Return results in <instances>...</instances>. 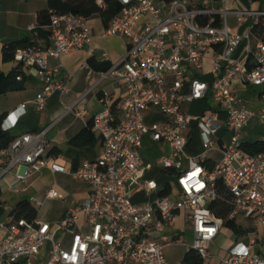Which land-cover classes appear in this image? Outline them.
<instances>
[{
  "label": "built area",
  "instance_id": "2783aa9c",
  "mask_svg": "<svg viewBox=\"0 0 264 264\" xmlns=\"http://www.w3.org/2000/svg\"><path fill=\"white\" fill-rule=\"evenodd\" d=\"M117 1L121 10L101 34L125 38L128 49L118 63L96 73L99 81L123 85L125 96L113 102L109 90L98 94L103 109L92 117L91 130L101 141L99 156L66 169L47 156L45 131L19 135L0 151L6 159L0 164V179L12 175L23 182L48 168L85 184L88 195L61 217V240L53 238L47 222L0 219V229H6L0 237V264H168L164 252L173 241L164 232L180 211L185 212L192 232L189 248L207 262L212 257L210 244L223 226L222 219L208 208L221 198L218 179L227 192L228 220L244 216L264 225V152L251 154L240 140L241 130L256 115L248 100H264V91L256 97L239 94L264 87V40H251L252 27L264 17V9L230 11L225 0L218 10L210 9L208 0L198 5L189 0ZM228 15L238 24L249 16L254 20L247 32L233 33ZM48 28L50 46L16 48L12 56L17 81L23 71L35 69L41 83L34 99L37 111L45 109L46 98L54 92L69 91L67 82L54 78L57 69L48 66V59H60L84 46L91 48L87 17L51 14ZM241 45L244 53L239 58L236 53ZM206 58L209 81L201 79ZM88 66V62L81 65ZM198 101L205 103L200 113L184 110V104ZM24 108L22 104L17 110ZM149 110L166 120L146 123ZM259 117L264 122V110ZM194 130L203 147L197 159L186 155ZM145 140L168 146L157 165L173 178L162 187L146 177L152 164L141 156ZM210 151H217L219 159L208 169L203 162ZM135 188L148 200L133 203ZM163 189L168 193L160 196ZM46 198L61 196L51 188ZM219 260L222 264H264V256L252 253L251 244L241 242Z\"/></svg>",
  "mask_w": 264,
  "mask_h": 264
},
{
  "label": "crops",
  "instance_id": "0c3cea01",
  "mask_svg": "<svg viewBox=\"0 0 264 264\" xmlns=\"http://www.w3.org/2000/svg\"><path fill=\"white\" fill-rule=\"evenodd\" d=\"M189 1L194 5H198L204 0ZM208 3L209 8L212 10H218L223 6L221 0H208ZM225 7L230 11L261 10L264 9V0H225ZM46 9V0H0V79L14 71L16 67L13 59L7 60L4 58L2 54L4 46L15 40L32 37L34 35V29L37 26L38 13ZM253 20L254 17L249 16L242 24H238L237 19L233 15H228L227 24L231 32L245 33L250 29ZM107 24L100 13L92 14L87 17V25L90 28L92 37L91 48L84 46L81 49H76L62 55L60 59H48V66L52 69H57L54 72V78L67 82L69 91L66 94L56 91L47 97L43 111H37L34 105L35 96L41 89V83L36 77L34 68H28L22 72L23 88L21 90L6 93L0 92V115L3 116L0 125L1 130L9 132L14 138L26 133L45 131L44 140L47 143V156L53 158L54 163L66 169H75L84 160H93L101 153V141L98 135L92 130V139L78 145L73 143V139L92 122V117L102 111L103 106L98 101L99 92L102 89L109 90L113 94V102H118L125 96V88L123 85L111 83L108 80L99 81L96 73L98 71L93 70L90 65L88 67H81L90 57H93L98 62L107 61L113 65L125 56L128 49V42L125 38L121 36H102L101 33L107 27ZM30 28L34 29L31 30ZM254 33L252 32V42H255L257 39L255 36L256 33ZM35 45L42 48L48 47L51 45V39L50 37L48 39H37ZM243 53L244 49L243 45H241L236 55L242 58ZM103 54H106L107 59ZM208 70L209 59L206 58L204 61V71L201 75V79L204 81L210 80ZM247 92L239 91V94L243 96ZM22 104H25L24 110L18 111V107ZM204 107V101H198L188 104L187 109L185 107L183 108L187 112L198 114ZM78 112L81 116L76 115ZM157 117H160L161 120H157ZM254 118L258 119L260 124L264 126V122L260 119L259 114L251 117L250 120ZM165 120L163 115L154 110H149L145 119L148 124L152 122H164ZM243 129L240 132V140L242 143L257 140L264 141V139H256L253 141L244 140L242 138ZM148 143L161 151L159 155L168 153V146L165 143H153L145 140L143 147ZM143 147L141 151L142 159L152 164L146 173V177L150 178L149 176L155 172L162 175L166 174L154 162L159 155L155 159L151 158L146 154ZM212 152L218 153L217 151ZM202 153L203 147L201 139L198 132L194 130L186 147V155L197 159ZM5 161V157L0 155V164L5 163ZM206 161L214 163L209 158ZM187 165V160H184L183 166L187 167ZM15 172H17V169H14L12 173L15 174ZM155 181L160 187L164 185L156 179ZM51 188L64 195V199L59 201V199L46 198V192ZM88 192V187L85 184L73 180L71 176L65 173H53L48 168L32 173L23 182H19L12 175H6L0 179V200L3 211L0 219L8 222L10 220L8 215L9 211L18 202L34 199L33 204L38 211L36 219L49 223L53 230V238L55 240H61L63 238V230L59 224L61 217L69 208L83 202ZM131 200L133 203H143L148 200V197L141 189L135 188ZM48 205L57 208L59 211L55 220L48 221L43 218V215H40V208ZM238 217L252 219L254 223L260 224L255 222L253 218ZM238 217L233 221L239 229V233H229L233 241L229 249L236 243L241 242L245 245L251 244L252 253L264 256V225L261 224V232L256 230V236H252L254 231L247 232L242 229L237 222ZM182 221L187 222L185 212H183ZM165 232L169 236H166L164 233V237L172 239L174 243L179 238L181 231L175 228V224H173ZM5 233V228L0 229V237L4 236ZM213 242L210 244L212 257L214 256V251L212 250ZM218 262L222 264L220 260ZM211 263L206 262V264Z\"/></svg>",
  "mask_w": 264,
  "mask_h": 264
},
{
  "label": "trees",
  "instance_id": "16d2710c",
  "mask_svg": "<svg viewBox=\"0 0 264 264\" xmlns=\"http://www.w3.org/2000/svg\"><path fill=\"white\" fill-rule=\"evenodd\" d=\"M47 9L40 11L37 16V26L34 29V35L32 37H26L23 39L15 40L7 43L2 51L5 59H12L13 52L16 48H25L36 44L37 39H48L50 37V30L48 28L50 24V15L56 14H75L83 17H89L92 14L100 13L107 24L108 21L121 10V5L117 0H46ZM101 1V4L98 3ZM108 25V24H107ZM252 32H255L257 38L264 40V17L258 20V23L252 27ZM90 67L95 71H106L111 64L107 61L98 62L93 57L87 59ZM18 72L15 70L9 74L1 77L0 79V92L6 93L11 91L21 90L23 88V77L20 81L16 80ZM3 116L0 115V125ZM14 139V136L9 132L1 130L0 127V151L7 148L10 142ZM92 139L91 123L87 125L74 139L73 143L76 145L84 143ZM241 147L251 154H259L264 152V141L257 140L254 142H243ZM208 169L213 167V163L209 161L203 162ZM218 193L221 198L214 200L209 205V210L212 213L222 219L223 226L230 229L234 234L239 233V229L235 225L233 220H228L227 215L229 213V205L226 203L227 192L224 190L221 180H217ZM167 189H163L159 192L160 196L166 195ZM1 195V193H0ZM2 202L0 200V216L2 215ZM37 208L35 205L28 201L22 200L13 207L8 215L11 220L24 218L27 221H33L37 217ZM179 264H206V262L199 256V254L193 250L188 249Z\"/></svg>",
  "mask_w": 264,
  "mask_h": 264
},
{
  "label": "rangeland",
  "instance_id": "374dc122",
  "mask_svg": "<svg viewBox=\"0 0 264 264\" xmlns=\"http://www.w3.org/2000/svg\"><path fill=\"white\" fill-rule=\"evenodd\" d=\"M252 40V39H251ZM262 91H264V87H251L249 89V92L245 93L243 96L248 97L254 93L255 97L259 95ZM249 106L254 110V112L258 115L261 113V110H264V100L259 99L256 97L254 101H250ZM185 109L188 108V104L183 105ZM157 120H161L160 117H157ZM243 133V139L246 141H253L256 139H264V126H262L258 119L254 118L251 119L247 126L242 131ZM218 136H221V133L218 134ZM146 146L143 147L145 149L146 154L149 155L151 158H156L161 151L159 149H156L153 147V145L145 144ZM207 158H209L212 162H216L219 159V154L215 152H208ZM158 158L154 160L155 163H157ZM150 178L156 179L159 183L165 184L167 181L171 180L173 177L171 175L166 174H158L157 172L152 173ZM161 180V181H160ZM61 199L59 201L64 199V195H62L59 191H57ZM41 214L45 218V220H55L57 218L58 209L48 206H43L40 208ZM43 212V213H42ZM184 211H180V215L177 219H175L174 224L175 228L179 229L180 236L175 240V242L165 249V255H166V261L168 264H179L181 261L184 253L189 249V246L192 242V232L190 230V226L188 222L182 221ZM238 224L241 226L242 229L246 230L247 232H253L252 236H256V230L261 232L262 231V225L256 224L253 222L252 219H242L240 217L237 218ZM166 236H169L166 232H164ZM221 234L219 237L213 242V248L214 256L209 259L208 262H212L211 264H219V258L226 256V252L228 253L229 247L233 244L232 238L230 237V234H232V231L228 229L227 227H223L221 229ZM61 236V235H60ZM224 255V256H223Z\"/></svg>",
  "mask_w": 264,
  "mask_h": 264
}]
</instances>
